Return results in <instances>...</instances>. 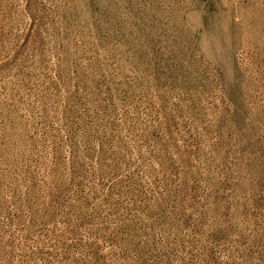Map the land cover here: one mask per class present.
Masks as SVG:
<instances>
[{"label":"rangeland","instance_id":"374dc122","mask_svg":"<svg viewBox=\"0 0 264 264\" xmlns=\"http://www.w3.org/2000/svg\"><path fill=\"white\" fill-rule=\"evenodd\" d=\"M0 264H264V0H0Z\"/></svg>","mask_w":264,"mask_h":264}]
</instances>
